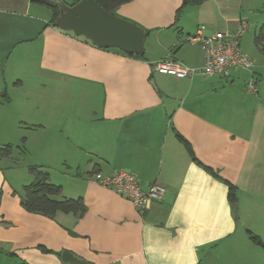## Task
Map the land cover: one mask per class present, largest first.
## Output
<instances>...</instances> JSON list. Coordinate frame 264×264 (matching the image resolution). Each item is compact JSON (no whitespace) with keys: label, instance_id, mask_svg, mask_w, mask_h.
<instances>
[{"label":"crops","instance_id":"1","mask_svg":"<svg viewBox=\"0 0 264 264\" xmlns=\"http://www.w3.org/2000/svg\"><path fill=\"white\" fill-rule=\"evenodd\" d=\"M35 4L45 6L0 0L3 29L13 24L11 13L37 10L39 17L23 43L36 49L30 59L43 78L42 98L34 104L43 120L25 122V146L35 165L47 171L62 166V196L82 198L86 213L81 219L28 213L23 188L13 187L5 172L15 168V158L0 159V264H67L64 252L88 264H203L202 255L239 244L241 219L251 224L257 215L264 221V53L255 44L264 28V0H209L183 7L179 16L183 0H131L115 15L142 29L143 58L67 32L51 23L49 7L45 16ZM243 19L249 28L240 48L251 69H234L228 78L180 80L155 70L165 59L201 69L203 50L186 38L233 33ZM251 27L254 37L247 41ZM16 86L25 88L21 81ZM41 130L49 142L34 146L29 135ZM175 132L191 144L197 161ZM118 171L134 175L144 189L161 184L163 201L139 213L89 178ZM228 184L237 188L234 204Z\"/></svg>","mask_w":264,"mask_h":264},{"label":"rangeland","instance_id":"2","mask_svg":"<svg viewBox=\"0 0 264 264\" xmlns=\"http://www.w3.org/2000/svg\"><path fill=\"white\" fill-rule=\"evenodd\" d=\"M45 1L51 5L57 4L60 7L61 14L62 7L65 5L63 1ZM70 1L71 0H64L66 3H70ZM37 8H41L40 11L44 13L45 16L49 13L47 11L49 8L40 6L39 4L33 5V9ZM37 14V10H32L27 14H22L19 11H17V13H11L9 17L13 19V24L8 26L7 29L0 27V93L3 89L7 88V92L12 100L10 104H5L2 100L0 101V148L6 146L17 148V146L22 143L21 139L23 137L27 138V132H30L26 129L25 122L27 123V120L34 121L33 119L35 117L40 118V112L37 111V107L34 103H38L40 98H42L39 81L43 76L39 70H36V67H34L36 64L32 62L33 59H30V56L32 57L35 55L36 49L33 48V45L31 46V43H23L26 41L25 39L28 35L31 34L28 26L35 23L39 18L36 17ZM252 15L256 17L258 14L253 12ZM248 17L251 23L256 22V18L252 21L254 17L250 15ZM15 20L16 24L14 22ZM252 34H254V27H251L245 35L247 41L248 37H254ZM257 35H259V32ZM23 68H31L33 69V73L30 75H20L21 72L25 74ZM16 70L21 71L19 77L15 76ZM18 81L24 82V89H18V86H16V82ZM5 82H7L6 86ZM33 100L35 102H33ZM42 120L43 119L40 118L38 121L42 122ZM44 131L47 130L30 133V138L35 140L34 146L39 143L49 142L48 136L43 134L45 133ZM44 148L45 147L42 146L37 150V157L44 154ZM14 158V162L17 165H14L15 168L12 169L5 167V172L10 184L17 189H21L23 186L33 181L28 169L30 165L35 164L29 155L23 158L19 154V150L15 151ZM48 171L50 173L51 182L59 185L63 176L62 166L59 164L52 165V168L48 169ZM246 219L247 217L241 219L242 221L245 220L242 224L245 229H243V237L240 236L241 239L237 238L239 244L231 248L224 247L223 245L218 248L215 253L213 252L214 254L210 257L208 254L207 257L206 255H202L203 264H264V221L257 217V215H253L252 219H248V221H251V224L247 222ZM251 235L257 236L261 244L259 242H254L251 239Z\"/></svg>","mask_w":264,"mask_h":264},{"label":"built area","instance_id":"3","mask_svg":"<svg viewBox=\"0 0 264 264\" xmlns=\"http://www.w3.org/2000/svg\"><path fill=\"white\" fill-rule=\"evenodd\" d=\"M248 28L249 21L243 19L233 33L216 32L210 36H202L201 32H198L188 36L187 42L197 44L203 50L204 65L201 69L165 59L156 64L155 70L177 80L192 79L198 74L204 77L228 78L234 69L249 70L253 65L252 60L240 48L241 38ZM252 89L250 86V90ZM92 179L130 201L139 213L147 211L152 202H162L166 194V189L161 184L154 182L144 189L134 175L124 171L107 177L95 173Z\"/></svg>","mask_w":264,"mask_h":264},{"label":"trees","instance_id":"4","mask_svg":"<svg viewBox=\"0 0 264 264\" xmlns=\"http://www.w3.org/2000/svg\"><path fill=\"white\" fill-rule=\"evenodd\" d=\"M35 1H38L39 3L50 8V10L53 13V19L51 23H54L57 26V21L60 15V7L57 4L51 5L45 0H35ZM61 1H63L65 5L73 6L78 2H80L81 0H71L70 3H66L64 2V0ZM94 1L108 13L115 15L116 11L122 5H124L125 3L131 0H94ZM207 1L209 0H183L182 8L178 11L177 16L180 15L183 7L186 6L199 7ZM255 44L256 46L260 47L262 52L264 53V28L260 31L259 35L256 36ZM124 54L127 56L143 58V56H139V55H130L126 53ZM16 84H20V82ZM1 100L5 104H9L11 102V98L6 90L0 93V101ZM175 136L178 139V141L188 151L190 157L194 161H197L191 144L178 132H175ZM25 145H26V138L23 137L21 145L17 146V148H14L12 146H6L4 148H0V159H12V157L15 156L16 150H19V154L23 158H26L28 156V152ZM14 164L17 165L15 162ZM28 170L33 178V181L30 184L25 185L23 187L21 205L25 211L32 214L43 215L51 219L55 218V216L59 213L72 214L77 219H81L84 216V214L86 213V205L82 198H77V199L64 198L62 196L63 193L62 187L53 184L51 182L50 174L43 166L31 165L29 166ZM94 174L95 173L90 175L89 178H92ZM213 174L215 175V173ZM228 200L232 204L236 203L238 200L237 188L231 184H228ZM251 239L254 242H259V238L257 236L251 235Z\"/></svg>","mask_w":264,"mask_h":264},{"label":"water","instance_id":"5","mask_svg":"<svg viewBox=\"0 0 264 264\" xmlns=\"http://www.w3.org/2000/svg\"><path fill=\"white\" fill-rule=\"evenodd\" d=\"M57 23L63 30L83 36L101 48L144 55L142 29L108 13L94 0H81L73 6L64 5ZM62 260L67 264H88L68 252L62 254Z\"/></svg>","mask_w":264,"mask_h":264}]
</instances>
